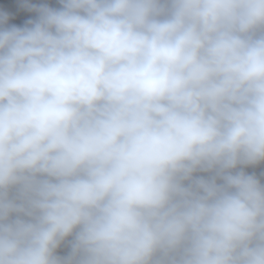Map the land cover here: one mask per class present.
<instances>
[{"label": "clouds", "instance_id": "1", "mask_svg": "<svg viewBox=\"0 0 264 264\" xmlns=\"http://www.w3.org/2000/svg\"><path fill=\"white\" fill-rule=\"evenodd\" d=\"M0 264H264V0H0Z\"/></svg>", "mask_w": 264, "mask_h": 264}]
</instances>
